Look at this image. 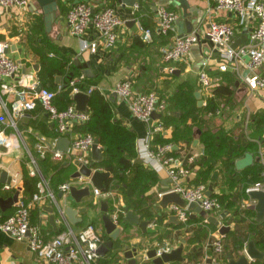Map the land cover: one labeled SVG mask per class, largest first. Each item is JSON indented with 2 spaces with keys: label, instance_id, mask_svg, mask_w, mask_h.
<instances>
[{
  "label": "crops",
  "instance_id": "crops-1",
  "mask_svg": "<svg viewBox=\"0 0 264 264\" xmlns=\"http://www.w3.org/2000/svg\"><path fill=\"white\" fill-rule=\"evenodd\" d=\"M106 1L116 9L125 21L124 25L118 28V40L115 47L110 50H101L97 53L82 50L81 40H90L91 37L89 35L78 37L68 32L64 6L61 2L57 10V14L61 19L53 24L51 33L45 31L47 39L55 47L58 56L65 57L69 61L68 63L73 62L75 67H79L84 78L96 81V84L92 86L110 100L115 117L121 119L135 134V157H133L132 161L140 163L146 169H150L155 173L157 178L142 193V208H140L141 211H136L137 215H143L144 209L147 208L149 210L150 215L148 217L138 216L149 220L150 226L156 230L155 233H143L136 225L126 224L121 220L120 226L123 229L119 236V242L116 243L113 251H110L105 256H99L95 264L101 258H111L110 256L114 254L120 257V259L118 262L112 264H127V259L121 256V253L124 248H131L133 244H138V259L143 261L147 245L153 242H158L163 246L171 244L173 248H177L183 243L182 254L186 260L190 259L189 262L192 263L216 264L218 258H223L224 264H227L229 259L237 258L238 254L245 248L244 246L243 249H236L234 252L233 244L228 238L229 234L235 230L233 220L238 216L236 211L245 208L249 210L245 219L237 225L245 234H249V240L255 242L256 227H259L260 230L264 227V221L262 223L256 222L255 211L251 208L254 202L245 195V189L254 184L253 181L251 182L254 179L253 177H255L252 174L254 167L260 166L263 169L261 171V183L264 186V125L261 122H257L262 112H264V88L251 91L246 86L244 80L245 76L249 73L247 69L248 58L245 56L241 60L227 59L225 56L226 47L222 44H214L206 35V30L212 21L221 20L230 22L234 25L235 30L231 46L238 47L248 42L250 33L256 27V21L252 16H248L245 23L240 26L236 24L233 15L218 12L213 8L215 0H189L191 9L187 21L191 24V30L188 31L186 21L184 19L180 20L182 10L177 0H141L138 8H135V6L122 7L116 0ZM159 5H165L168 8L174 9L178 14L173 30L165 36L157 34L155 29V13ZM41 20H43V14L39 8L38 10H33L30 6L24 9L0 8V39H10L11 48L9 54L15 59L21 60L23 64L22 72L26 74L27 83L33 82L32 72L38 75V67L40 66L37 60L38 56L35 52L29 51L28 48L29 45L36 47L37 42H40L43 37V33L38 31ZM142 28L150 29L152 31L151 35L146 37L143 30H141ZM189 32L197 33L199 41L191 48L186 58L178 62H165L162 58L163 51L173 43L176 37ZM203 62L206 63V70L211 76L213 87L224 83L225 79L230 76L234 80L230 87L232 93L226 97V103H222L220 113L218 115L204 116L206 120L204 129L212 133L219 132V134L225 136L226 142L230 139L245 143L247 147L245 149L246 152L251 153L253 156V163L241 170H237L235 165L232 168L225 167L220 158L215 159L216 168L213 171L217 170L219 172L217 180H212L211 178L213 171L205 177L200 176L201 172L198 170V162L202 160L205 153L201 143L203 132L199 127L193 125L190 144H187L183 139L170 141L174 131L173 125L168 126L167 131L148 137L147 124L132 116L126 100L113 95V88L119 81L126 77L131 78L133 80L134 91H156L166 97L167 110L161 116L162 121L165 118L169 119L171 117L173 123L185 121L188 125L192 124V119L189 118L184 109L185 105H183V102L178 103L177 98L175 100V96L179 93H188L187 91L191 89L193 90V95L196 91L200 92L203 100L202 105L206 103L207 93L199 85L197 76ZM171 68L172 71H169ZM57 76L59 75L55 76V82ZM194 100L197 105L195 96ZM61 101L59 100V104H62ZM75 126L74 130L77 131ZM17 127L20 136L17 133L14 134L8 146L2 147L0 150V162L3 166L0 168V172L6 171L7 173V170L22 172L19 166L21 153L17 149L20 146L19 141L23 144L24 148H28L31 153L36 154L35 143L37 137H42L46 142L51 144L55 137L59 138L55 125L50 121L48 115L41 107L36 111L34 109V111L27 112L23 117L19 118ZM60 137L68 138L67 135ZM162 143H171L173 150L176 151L173 154L191 169V174L187 180L188 183L196 184L203 182L207 184L208 189L209 183L213 182L212 194L223 196L225 202H230L231 207L229 209L225 208L221 212L210 213L220 225L225 224L230 227L229 231L224 235L218 232L214 224L191 211L186 223L179 221L176 223L169 219L172 214L169 211H163L158 205L159 198L157 194L170 185V179L164 167L158 165L147 168L144 166L143 157L147 148L155 147ZM56 145L57 141L54 144L55 149ZM175 145L177 146L176 148H174ZM191 155L194 156L192 163L188 159ZM53 163L58 164L59 162ZM38 165L49 180L54 173L52 166L49 164L45 165L42 160L38 162ZM97 168L101 169V171H106L103 167ZM58 182L51 183L49 181L51 189L55 192L58 205L62 209L73 207L74 209H84V211L78 212L75 216L76 221L79 218H81V221L71 224L67 218L65 219L66 221L60 220L57 205L49 200L36 205L31 210V220L41 226L43 238L48 241L69 228L74 232H78L84 226L93 224L97 230L105 234V238L107 239L108 235L104 231L101 220L103 213L100 210V203L107 201L110 211H113L117 207L123 208L125 206L123 196L115 189L108 192L101 191L98 203L93 205L91 199L94 195L91 187L90 196L84 197L80 203H76L72 200L69 193H62L60 191L59 185L63 181L58 180ZM134 187L138 188L136 182H134ZM60 192L62 193L61 197L58 196ZM10 195H12L10 192L0 190V197L7 198ZM48 207L54 208L56 216L55 227L49 222L50 213L46 209ZM9 210L13 211V207L9 208ZM225 210H228V214L222 218L221 213ZM2 212L0 210L1 216ZM164 213L167 214L166 217L159 220V217ZM219 236H221L224 251L216 255L213 253L212 244L214 239ZM120 244H122V247H120ZM255 245L260 251H264V248L256 243ZM191 256L192 258H189ZM256 261H258L257 264H264V257L262 260ZM0 264L46 263L31 251L26 240H16L9 233L0 229ZM146 264L150 263L147 262Z\"/></svg>",
  "mask_w": 264,
  "mask_h": 264
},
{
  "label": "built area",
  "instance_id": "built-area-1",
  "mask_svg": "<svg viewBox=\"0 0 264 264\" xmlns=\"http://www.w3.org/2000/svg\"><path fill=\"white\" fill-rule=\"evenodd\" d=\"M32 0H0V8H28ZM64 6L65 21L68 32L71 35L83 37L89 35L90 40H81V49L91 53L110 50L115 47L118 40V28L123 26L125 21L118 14L116 9L106 0H60ZM138 8V5H135ZM213 8L224 14L233 15L236 24L243 25L248 16L256 21L255 29L250 33L248 42L238 47H233L235 34L234 25L228 21H212L206 30V35L214 44H222L226 47L225 56L230 60H241L248 58V74L245 76V84L255 91L264 88V0H215ZM156 32L160 36L168 35L174 28L177 19V12L165 5L156 8ZM146 37L150 36V29H141ZM199 41V35L189 32L174 39L173 43L163 51V60L167 63L184 60L191 48ZM11 48L10 39H0V150L7 147L14 134L20 136L17 127L18 119L27 112L34 110L39 104L46 112L50 121L55 125V130L60 136L67 135L69 148L67 152L55 149L57 141L55 137L52 144L44 138L37 137L35 143L36 154L31 153L28 148L26 167L30 176L38 178V190L29 199L22 195V174L19 171L7 170L8 182H0V190L13 194L18 191V198L13 203V211L4 217L0 214V229L9 233L16 240H26L28 245L37 256L46 264H95L99 255L97 248L106 240L93 224H88L74 232L72 229L59 233L54 238L46 241L43 238L41 226L31 220V210L45 200L57 205L60 220L66 221L63 209L58 205L55 192L51 189L49 180L41 171L38 160L47 154L54 162L69 161L76 165H85L94 170H101L93 166L91 158V147L94 136L89 133H80L74 130L75 125L85 124L90 115L88 111H78L72 102L64 109H58L54 103L56 91L42 87L36 91L40 83L37 73H31L32 83H27L26 74L22 72L23 64L20 59H15L9 54ZM172 71V68L169 70ZM28 76V75H27ZM198 82L202 89L211 94L213 82L206 70V63L203 62L198 71ZM23 82H22V79ZM84 78L81 74L70 81L74 85L76 81ZM61 85L58 84L57 91ZM90 86L86 91L74 86L71 95L84 92L88 95L94 90ZM113 94L128 102L130 112L135 118L147 124V136L152 137L156 133L167 131L161 116L166 113L167 99L156 91L136 92L133 90V80L124 78L113 88ZM160 115L153 118L152 113ZM220 113L218 109L215 115ZM209 115V114H208ZM13 129V130H12ZM21 138V137H20ZM264 147V132H263ZM189 162L194 161V156L188 157ZM143 165L147 168L155 166L164 167L170 185L157 194L160 198L166 192H178L188 203L194 202L205 212H221L222 204L216 197L207 195V184L199 182L190 184L187 182L191 169L184 165L177 156L173 154L171 143H162L155 147L147 148ZM91 185L89 177L79 175L70 177L62 182L59 189L62 193H69L70 186L82 188ZM264 189L262 183H254L247 187L245 192L250 190ZM94 197L91 199L93 205L98 203L101 191L92 187ZM246 205V204H243ZM245 207V206H244ZM168 211L177 217L181 223H186L190 210L178 205L171 204ZM125 214L122 208H115L109 212L113 222L120 226L121 215ZM247 244H245L246 246ZM213 253L218 255L223 251L221 236L214 239L212 244ZM166 251L168 248L165 247ZM178 264H201V262H189L185 260Z\"/></svg>",
  "mask_w": 264,
  "mask_h": 264
},
{
  "label": "trees",
  "instance_id": "trees-1",
  "mask_svg": "<svg viewBox=\"0 0 264 264\" xmlns=\"http://www.w3.org/2000/svg\"><path fill=\"white\" fill-rule=\"evenodd\" d=\"M59 4L60 0H57V5L59 6ZM38 31L43 33V37L41 38L40 42H37V49L35 50V53L40 60L41 67L38 71V78L40 83L43 84V87L56 91L54 103L58 109L61 110L71 104V91L74 86L86 91L90 86L96 84V81L83 78L79 81H76L74 85H71L70 81L82 74L80 68L75 67L73 62L68 63L69 61H67L65 57L58 56L55 47L47 39V35L44 34L45 27L43 20H41ZM56 75L61 77V88L59 91H57L58 85L55 82ZM225 80L226 81L224 83L212 87V95L206 96V103L200 107L196 105L193 90L191 89L187 91L188 93H179L175 96V100L177 98L178 103L183 102V105H185L184 109L186 110L189 118L192 119V124L188 125L185 121L173 123L171 117H169V119L165 118L163 121L164 126L167 128L170 125L174 126L173 135L171 136L170 141L183 139L187 144H190L192 140L193 125H196L201 129L203 132L201 143L203 145L205 155H203L202 160L198 162V170L201 172L200 176L203 177L212 173V171L216 168L215 159L217 158L222 160L223 166L232 168L234 161L237 158L243 156L246 152L245 149L247 148L246 144L243 142L233 141L230 139V141L228 140L226 142L224 139L225 136H222L219 134V132L212 133L209 132V130L204 129V125H206L204 116L208 114L215 115L216 111L221 109L222 103L226 101V97L232 93L230 87L234 81L233 77L230 76ZM59 100H62V104H59ZM87 105L90 118L85 124L76 125L75 129L77 132L83 134L89 133L94 137H98L100 145L105 148L103 150L104 158L101 161L93 162L94 167H103L111 174V176L105 180L104 191L108 192L115 189L123 196L125 206H127L130 210L133 209L132 211L134 213H136V211L139 212L141 211L140 208H142V193L144 190L148 189L153 182L156 181V175L150 169L144 168L140 163L132 161L133 157H135V134L123 123L121 119L115 117L110 100L98 90L94 89L89 95V101ZM39 107L40 105L38 104L35 108V111L38 110ZM257 122H261V124L264 125V112H262ZM173 153H176V151L173 150ZM41 160L44 161L45 165H51L54 170V173L49 179L51 183H54L55 181L58 182V180L63 182L69 180L71 175L76 170V165L69 161H62L58 164L53 163L54 161L51 159L49 154H47L44 158H39L38 162ZM262 170L263 169L260 166L253 168L252 174L255 177H253L254 179H252L251 182L253 181L254 183H261ZM37 182V177L30 176L28 174V170L26 168L23 169L22 195L24 198H30L35 192H37ZM134 182L138 184V188L134 187ZM211 196L216 197L219 200L223 209H229L231 207L230 202H225L223 196H216L212 193ZM122 209L124 210V207ZM248 211L249 210L247 208L242 210L238 209L236 211V214L239 217L237 216V219L235 218V220H233L235 230L228 236L230 242L233 244L234 252L236 249H243L245 244H247L249 241V234H245V232L240 230L239 226H237L238 223L245 219ZM11 213L12 211L8 209L2 212V216L4 218ZM142 214L143 215H138L140 217H148L150 212L146 208L143 210ZM166 215L167 214L165 213L162 214L159 217V220L160 218H165ZM121 220L125 222L122 215ZM256 228L255 243L264 248V227L262 230H260L259 227ZM103 235L106 237L105 234ZM110 257L111 258H101L97 264H112L114 262H118L120 259V257L115 254ZM189 258H192V256ZM257 263L258 261H255L251 264ZM216 264H224L223 258H218Z\"/></svg>",
  "mask_w": 264,
  "mask_h": 264
},
{
  "label": "water",
  "instance_id": "water-1",
  "mask_svg": "<svg viewBox=\"0 0 264 264\" xmlns=\"http://www.w3.org/2000/svg\"><path fill=\"white\" fill-rule=\"evenodd\" d=\"M122 7L125 6H135L138 5L141 0H116ZM179 7L182 10V14L180 16V20L184 19L187 24L188 31L191 30V24L187 21V17L190 15V3L189 0H177ZM30 7L33 10H41L43 14V22L46 32H50L52 26L55 22L60 20L61 18L57 14L58 5L57 0H32L30 3ZM56 83H60V77H56ZM43 87L42 83H39L36 87V91L40 90ZM115 96V94H113ZM194 96L197 99V105L201 106L203 104V100L201 98V94L199 91L194 92ZM72 102L75 104V108L78 111H86L87 104L89 101V95L84 92H78L72 95ZM153 118L160 117L157 113H152ZM177 146L175 145L174 148ZM69 148V139L67 137H59L57 139L56 149L62 152H67ZM103 148L100 145L98 137H94V141L91 147V158L94 162L101 161L103 157ZM253 163V156L249 152H245L244 155L234 161L235 168L237 170H241L245 167L250 166ZM79 170L75 171L71 176L78 177L79 175H84L90 178L91 185H87L82 188H77L75 186H70L69 195L72 200L76 203H80L84 197L90 196L91 187L97 188L100 191L105 190L104 181L110 177V173L108 171L94 170L92 171L90 167L85 165H80ZM219 176V172L215 170L211 176L212 180H217ZM9 177L7 176L6 171L0 172V182H8ZM213 191V182H210L207 189V195H211ZM18 191H15L12 195L7 198L0 197V210L6 211L12 207L13 203L18 198ZM250 200L254 203L251 205V208L255 211V219L256 222L260 223L264 221V189L260 190H250L246 193ZM59 197L62 196L60 192L58 194ZM171 204L178 205L182 208H188L191 212L199 214L204 217L206 221L214 224L217 227L218 232L221 235H224L227 231H229L230 227L225 224H219V222L210 215L209 212L203 211L200 206L194 202L188 203L178 192H166L164 193L158 201V205L162 208L163 211H168V207ZM50 213L49 222L52 226H56L55 220L56 216L54 213L53 207L46 208ZM100 210L103 213L101 216V220L103 223L104 231L108 235V238L103 241L97 248V254L99 256H105L110 251H113L116 243L119 241V236L122 232V227L117 226L112 218L109 215V207L107 201H102L100 203ZM80 209H74L73 207H65L63 208V212L65 217L71 224H76V222L81 221V218L76 221V214L78 212H83ZM124 216L123 220L125 223L130 225H136L138 229H140L143 233L153 234L155 233V229L150 226V221L140 218L136 213L130 210L127 206H124ZM228 210H225L221 213V217L224 218L227 216ZM170 220L178 223L177 217L172 214L169 217ZM122 247V244H120ZM168 248V251L164 250ZM183 243L179 245L177 248H173L171 244L161 245L158 242H153L148 244L146 247L145 256L143 261L138 259L139 250L138 244H133L131 248H124L121 256L127 259V264H146L149 262L150 264H178L183 263L186 258L183 256ZM264 257V251H260L253 240H249L243 251L238 254L237 258L229 259L227 264H251L256 260H262ZM210 261V260H209ZM208 261V262H209Z\"/></svg>",
  "mask_w": 264,
  "mask_h": 264
},
{
  "label": "rangeland",
  "instance_id": "rangeland-1",
  "mask_svg": "<svg viewBox=\"0 0 264 264\" xmlns=\"http://www.w3.org/2000/svg\"><path fill=\"white\" fill-rule=\"evenodd\" d=\"M51 33V32H50ZM44 34L46 35V32H44ZM35 45V44H34ZM29 51H32V52H35V50L37 49L35 46H31L29 45ZM38 60V63H40V60L39 58H37ZM40 66L38 67V71L40 70ZM218 119V118H217ZM13 130V129H12ZM20 146H18L17 149H19L20 153H21V157H20V161H19V166H20V169L21 171H23V169L26 168V165H25V160H27V151H26V148H24L23 144L20 143V141L18 142ZM30 146V145H29ZM30 148V147H29ZM3 167L1 165V162H0V168ZM27 169V168H26ZM22 173V172H21Z\"/></svg>",
  "mask_w": 264,
  "mask_h": 264
}]
</instances>
